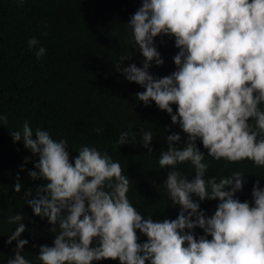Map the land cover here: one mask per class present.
Wrapping results in <instances>:
<instances>
[{
    "label": "clouds",
    "instance_id": "clouds-1",
    "mask_svg": "<svg viewBox=\"0 0 264 264\" xmlns=\"http://www.w3.org/2000/svg\"><path fill=\"white\" fill-rule=\"evenodd\" d=\"M23 3V0H20ZM133 49L144 58L142 65H114L129 82L143 91L135 94L145 107L153 103L166 112L179 132L165 135L166 151L159 154V168L167 169L163 183L175 219L145 217L129 199L134 187L119 161L107 151L82 146L71 157L69 142L53 139L47 130L33 128L25 120L10 136L38 157L33 181H42L34 194L24 192L23 202L35 217L47 220L54 235L52 245H40L39 264H264V187L257 179L251 200L243 202L246 175L233 171L226 177L209 176L211 157L219 162L251 161L264 167V0H142L126 23ZM174 40L178 52L175 70L158 77L150 73L164 65L157 38ZM35 38L37 60L47 49ZM175 107V111L174 108ZM7 115L0 122L7 123ZM165 129V133L169 132ZM97 133L104 129L97 128ZM137 135L139 140H136ZM131 137V141L130 138ZM154 132L140 128L124 131L117 145L136 144L152 153ZM199 141L207 155L197 146ZM181 146V147H180ZM72 150V149H71ZM29 162L25 157L24 164ZM190 163L194 177L178 165ZM23 165L21 171H23ZM22 184L17 175L14 191ZM218 201L213 214L201 208L204 201ZM7 223L15 230L5 243L16 242L6 264H33L24 253L26 225L21 214ZM201 229L197 235L195 229ZM146 237L138 242L140 236ZM33 247H36L34 244Z\"/></svg>",
    "mask_w": 264,
    "mask_h": 264
},
{
    "label": "trees",
    "instance_id": "trees-1",
    "mask_svg": "<svg viewBox=\"0 0 264 264\" xmlns=\"http://www.w3.org/2000/svg\"><path fill=\"white\" fill-rule=\"evenodd\" d=\"M142 0H0V115H7V123L0 122V264L14 255L16 242L5 243L15 225L7 223L11 214H21L26 225L22 239H28L24 253L39 264L35 255L40 245H52L54 235L47 220L35 217L24 204V192L34 191L42 181H33L28 171L34 170L38 157L14 143L10 132L21 129L27 120L35 130H47L53 139H67L71 157L82 146L107 151L133 183L129 199L145 217L175 219L179 209L170 206L163 183L167 169H160L159 154L166 143L165 135L179 132L184 145L186 136L173 125L170 116L153 103L145 107L134 99L143 89L129 83L115 68L119 56L131 53L124 62L141 66L143 57L133 49L127 28L131 15ZM35 37L47 49L46 55L37 60L36 49H29L28 40ZM157 47L164 65L153 67L150 73L163 77L175 70L173 57L178 52L174 40L157 38ZM82 102V103H81ZM175 107L174 111H175ZM152 130V153L142 145H117L121 132ZM104 131L97 133L96 129ZM165 129L170 131L165 133ZM131 141V137L129 138ZM136 140H139L137 135ZM167 144V143H166ZM197 146L207 155V150L197 141ZM181 147V146H180ZM72 149V150H71ZM25 157L29 162L24 164ZM208 175L215 177L241 171L246 177L243 190L237 196L243 202L251 200L253 184L260 179L264 187V167H255L251 161L217 162L211 157ZM23 165V171L21 166ZM193 178L190 163L178 165ZM17 175L22 184L21 193L14 191ZM218 201H204L201 208L208 215L214 213ZM197 235L202 230L195 229ZM138 236L140 234L138 233ZM146 237L140 236L138 242ZM36 247H33V245ZM99 264H119V261H101Z\"/></svg>",
    "mask_w": 264,
    "mask_h": 264
},
{
    "label": "bare ground",
    "instance_id": "bare-ground-1",
    "mask_svg": "<svg viewBox=\"0 0 264 264\" xmlns=\"http://www.w3.org/2000/svg\"><path fill=\"white\" fill-rule=\"evenodd\" d=\"M82 103V102H81Z\"/></svg>",
    "mask_w": 264,
    "mask_h": 264
}]
</instances>
